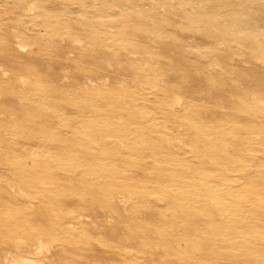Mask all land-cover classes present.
<instances>
[{"label": "rangeland", "instance_id": "obj_1", "mask_svg": "<svg viewBox=\"0 0 264 264\" xmlns=\"http://www.w3.org/2000/svg\"><path fill=\"white\" fill-rule=\"evenodd\" d=\"M38 1L0 0V243L50 235L60 264L94 248L126 264H264V22L245 21L264 0ZM152 12L226 25L211 39ZM50 13L71 22L21 24ZM55 245L52 261L19 252L55 264Z\"/></svg>", "mask_w": 264, "mask_h": 264}, {"label": "bare ground", "instance_id": "obj_2", "mask_svg": "<svg viewBox=\"0 0 264 264\" xmlns=\"http://www.w3.org/2000/svg\"><path fill=\"white\" fill-rule=\"evenodd\" d=\"M13 3H15V2H13ZM13 3H12L13 6L16 5V4H13ZM36 4H38V6L42 5V0L36 2ZM61 5L66 6L67 4L65 5V3H64V4H61ZM56 13H58V14L60 13L61 14L62 11L61 12L60 11H56ZM45 16H46V18H44ZM179 16H182V15H179ZM148 17H153L155 20L161 21V24H159V25L164 24L165 26H167L169 24L172 25L175 22V20H179V21H181V23L184 22L186 24V26L190 28V30H192L194 32H197L198 34L200 32L202 34L209 35V36H211L210 37L211 39H215L216 37H219L221 35V34L219 35L221 29L224 28L223 27L224 25H226L225 22H221L224 25L219 23L216 18L215 19L205 20L201 16H199V18H198V16L191 15L190 13H186V12L183 14L182 17H177V16H175L173 14H169L167 16H162V15H160V13H153V12L151 14H149ZM39 18L41 19V21L37 20ZM245 21H246V23H250V24L258 22V25L260 26L262 24V22H264V19L258 17V15H249V17L245 18ZM52 22L53 23H57V22L63 23V22H71V20L66 19V18L58 17L57 14L54 15V14L50 13V14L41 15V16L39 14L38 15L36 14L35 16L28 17V21L27 22L26 21L25 22H21V24L22 25H26V24L30 23L31 25L40 26L41 24H43V25L44 24H51ZM30 24H28V25H30ZM155 30L158 33L163 34V35H168V33H169V32L165 31L163 28H161L159 26H156ZM143 31H150V29L146 28ZM169 35L172 38H176V35H174L171 32L169 33ZM4 48L6 49V51H5L6 53L15 55L14 52L21 53V51L24 48V46L21 43H16V45H15V50L16 51H14V49L9 48L7 46L4 47ZM30 55H32V54H30ZM30 63L34 64L32 62H30ZM106 78H108V76ZM106 78L100 81L101 84H103L104 86L108 85V80ZM58 87H60L59 88L60 91L62 89H64L60 85ZM181 101H182V98L180 96H178L176 98V104L179 105L181 103ZM232 192H233V190H231V189L223 190V191L219 192L218 195H220L224 199L229 200L232 203H234L236 205L237 210L238 209H243V211L238 214L240 217H247L249 219H252V218L258 216L257 213L250 212V211L247 210V208H246L247 204L246 203L248 202V200L246 198H238L237 196L233 197V196H231ZM99 203H100V201H99ZM101 205H102V207H99L100 208V212H101L100 217H103L105 215L104 213L106 212L107 204L103 203ZM102 214H104V215H102ZM112 218H113V216H111V215L104 217L105 220H107V219L111 220ZM109 221L105 222L107 224V226L110 225V224H108ZM57 225H58L60 230H63V229L67 230V229H65V227L67 225H69V222L68 223H58ZM48 228L52 229L53 227L50 226ZM46 239L47 240H45L42 236L39 235V236L36 237V239L32 240L31 242L25 241V239H19L18 241H15V243L13 241L9 242V241H4L3 240V242H1L2 244L0 243V247H1V245H3V248H2L3 250L6 249V250H11L12 251L14 249V251L15 250L18 251V252H16L14 254V256H15L14 258H16V259H14L13 261H11L8 264H44L42 259H35L34 261L30 262L29 260H27V258H24L25 256H23L19 251L21 249H24V248L31 251V247H34L37 255H39V256L42 255V256L46 257L47 253L50 251V247L52 245H55V242H56L55 239L54 240L51 239L50 235L47 236ZM0 240H2V239H0ZM55 246L57 247V245H55ZM55 246H53V247H55ZM2 249L0 251H3ZM55 249H56V251H55V255H54V261H55V264H60V259L61 258L59 257V249H58V247L55 248ZM75 254L78 255L79 257H75L74 256V259H76V260L84 259L89 264H123V263L126 264L125 261L120 262L113 255H110V256L109 255H105L98 248L85 250L83 252V256H82L81 253L78 254L76 252ZM3 255H4L3 253H0V264H2ZM46 258H48V260L52 261V259H50L49 257H46ZM45 262H47V261H45ZM127 263H130V262H127ZM74 264H77V263H74Z\"/></svg>", "mask_w": 264, "mask_h": 264}]
</instances>
